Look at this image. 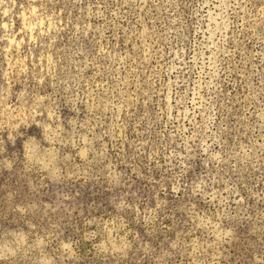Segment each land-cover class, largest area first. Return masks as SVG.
<instances>
[{"label": "rangeland", "instance_id": "1", "mask_svg": "<svg viewBox=\"0 0 264 264\" xmlns=\"http://www.w3.org/2000/svg\"><path fill=\"white\" fill-rule=\"evenodd\" d=\"M0 264H264V0H0Z\"/></svg>", "mask_w": 264, "mask_h": 264}]
</instances>
